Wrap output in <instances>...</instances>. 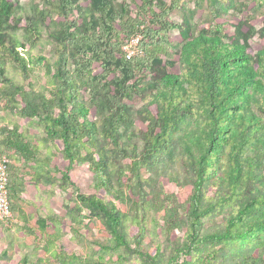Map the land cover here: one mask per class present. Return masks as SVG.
Returning <instances> with one entry per match:
<instances>
[{
  "label": "trees",
  "instance_id": "trees-1",
  "mask_svg": "<svg viewBox=\"0 0 264 264\" xmlns=\"http://www.w3.org/2000/svg\"><path fill=\"white\" fill-rule=\"evenodd\" d=\"M185 1L40 0L25 8L20 0H0V103L22 118L37 119L42 141L61 144L66 165L55 167L61 177L36 170V184L67 190L71 170L88 164L95 193H76L65 217L80 229L86 228L83 207L100 217L110 235L108 250L137 252L150 264H183L207 244L221 243L233 251L232 244L243 242L249 246L235 250L230 264H264V46L255 52L249 47L256 34L264 39V18L257 29L244 16L228 33L221 19L226 0H206L212 19L194 32L184 20ZM175 10L181 11L183 24L170 21ZM176 28L182 32L174 50L178 72L171 69L175 62L168 37ZM44 33L52 39L51 63L26 50ZM137 35L138 52L127 57L123 47ZM10 65L18 67L23 83L11 77ZM38 67L48 78L43 92L32 81ZM134 99L142 103L136 112L129 103ZM134 118L142 128H133ZM0 149L26 164L51 163L16 123L0 125ZM122 159L130 163L123 167ZM15 164L9 160L7 166L11 217L0 221V237L17 213L24 216L25 173ZM145 167H152L156 177L189 185L187 201L140 188L147 183L139 177ZM111 170L118 183L131 180L127 190L131 197L137 193L142 210L149 208V194L155 204L161 201L162 233L168 240L179 217L186 219L184 238L173 244L166 263L158 246L153 254L146 248L145 222L137 220L132 237L124 230L126 215L117 205L125 200L124 190L113 187ZM207 188L212 195H206ZM100 191L111 199L99 196ZM226 209L223 227L203 231L206 218ZM65 217L51 212L38 215L34 226L24 225L36 250L46 255H24L18 264H78L61 245ZM220 252L208 249L204 262H214ZM6 255L3 251L0 259Z\"/></svg>",
  "mask_w": 264,
  "mask_h": 264
},
{
  "label": "rangeland",
  "instance_id": "rangeland-1",
  "mask_svg": "<svg viewBox=\"0 0 264 264\" xmlns=\"http://www.w3.org/2000/svg\"><path fill=\"white\" fill-rule=\"evenodd\" d=\"M40 0H20L23 7L27 8L32 3H37ZM185 18L188 26L195 32L198 28L205 24V22L212 19L211 11L206 0H186L185 1ZM224 13L221 15V19L224 18L227 24L224 27V31L232 33L234 25L238 20L243 19L247 16L245 21L248 24L254 25L257 29L261 26V21L264 18V0H226L223 3ZM182 13L179 10H175L170 15V21L172 23L183 24ZM220 19V20H221ZM219 20V21H220ZM20 26H24V20H21ZM17 33L23 35V30L20 28ZM182 32L179 28L173 29L169 32L168 37L172 46L171 49L174 50L178 47V44L182 40ZM136 38L131 39L123 47V50L130 49L134 54L138 52V47L136 46ZM264 46V39L259 37L258 34L253 36L249 41L250 49L255 52ZM26 50H29L33 55H43L51 63L55 59V52L53 50L52 39L48 37L47 34H43L40 39L37 40L36 44ZM23 53H25L23 51ZM175 62L174 66L171 68L173 71H177L180 68L178 62V57L173 56ZM15 65H10L11 77L18 83H23L21 77V72ZM47 75L44 73V69L40 67L36 68L32 73V81L34 87L43 92L47 84ZM81 97L85 98L86 93H82ZM132 105L134 112L141 108L142 103L139 99H134L129 101ZM153 109V107H152ZM133 128H142V124L138 122L137 118L132 119ZM16 123L22 127L24 133L29 138H34L35 141L40 146L42 157L51 158V163L48 165L46 163L40 164H26L22 159H19L13 152L5 151L0 149L1 153H6L10 161L16 163L17 167L24 170V186L22 190V207L24 210V216L16 214L12 223L9 224L8 230L5 232V236L0 237V253L3 251L7 252L6 256H2L0 259V264H18L20 259L24 255H38L45 256L46 252L43 249L39 251L36 250L35 243H33V238L25 234L23 227L34 226L36 217L38 215H48L52 213L61 215L65 217V213L68 208L72 209L75 206L76 193L92 194L95 193L93 187L92 173L88 168V164L84 163L79 166H75L70 172V178L72 186L68 187L67 190H60L57 186H52L50 184H36L32 179L33 173L38 170L45 172L49 170L52 176L59 179L61 176L55 167L62 168L66 165L60 154L61 144L50 145L49 143L42 141L44 135L42 129L39 126L37 119H28L18 116L16 113L10 112L3 108L0 103V125H9ZM138 141V140H137ZM140 142H138L139 144ZM108 149H111L108 147ZM109 155L113 156V153L109 151ZM130 163L129 159H122L119 161L121 166H127ZM140 179H145L146 182H142L141 187L134 184V190L137 191L138 188H143L149 190L150 192L156 190L159 194L166 193L175 195L179 203H185L191 192L189 185H176L175 183L169 181L166 177H156L152 167H145L139 169ZM127 175H130L126 173ZM137 176V175H136ZM136 181V178H133ZM131 180L124 179L122 183H118L116 176L111 170V183L115 189L124 190L125 200L118 202L117 205L120 210L125 213V223L124 230L129 237H132L137 233V220L142 223L145 222L146 225V238L144 244L146 248H149L150 253H154V248L159 247V255L161 259L166 263L172 255L173 244L181 242L184 238L186 232V219L183 216L179 218L178 228L174 231L170 240H168L162 233L163 226V215L164 209L161 208L160 202L155 204L153 198L147 197L146 201L149 204L147 210H142L137 203V193L134 192L131 197L129 190H127L126 184ZM142 181V180H141ZM73 195V199H71ZM99 196L105 198V200L111 199L110 196L105 195L103 191L98 193ZM206 195H212L210 188L206 189ZM163 195H161V200ZM162 204V203H161ZM163 205V204H162ZM82 219L85 224V229H80L75 225H72L69 218L65 217L62 221V238L61 245L66 250L68 254H72L78 258V264H100L101 261H107L109 264H150L139 254L132 253L125 249L119 250H108L107 246L110 245V235L108 229L103 225L102 219L95 216L89 212L86 207H83ZM77 213V211H76ZM182 215V212H181ZM228 217V209L223 211H216L213 215L206 218L204 221L203 231H211L218 227H223L226 223ZM1 231V229H0ZM249 246V243H234L233 251L228 249L225 245L221 243H210L202 248L198 253L192 255L191 259L186 258V264H230L232 259H236L234 254L235 250H243ZM42 247V243L39 244V248ZM208 249H218L221 254L211 263L204 262V255ZM106 263V262H105ZM183 263V264H185Z\"/></svg>",
  "mask_w": 264,
  "mask_h": 264
},
{
  "label": "built area",
  "instance_id": "built-area-1",
  "mask_svg": "<svg viewBox=\"0 0 264 264\" xmlns=\"http://www.w3.org/2000/svg\"><path fill=\"white\" fill-rule=\"evenodd\" d=\"M136 46L138 45L139 37H135ZM127 57H130L134 53L130 49L125 50ZM9 159L6 155H0V221L7 223L8 219L11 217L10 205L8 200V190H7V166Z\"/></svg>",
  "mask_w": 264,
  "mask_h": 264
},
{
  "label": "clouds",
  "instance_id": "clouds-1",
  "mask_svg": "<svg viewBox=\"0 0 264 264\" xmlns=\"http://www.w3.org/2000/svg\"><path fill=\"white\" fill-rule=\"evenodd\" d=\"M135 37H139V36L137 35V36H135ZM135 37H133V38H135ZM133 38H131V39H133ZM131 39H130V40H131ZM139 39H140V37H139Z\"/></svg>",
  "mask_w": 264,
  "mask_h": 264
}]
</instances>
